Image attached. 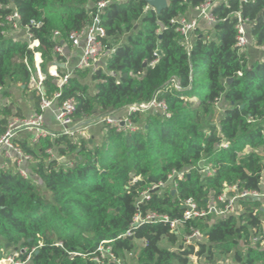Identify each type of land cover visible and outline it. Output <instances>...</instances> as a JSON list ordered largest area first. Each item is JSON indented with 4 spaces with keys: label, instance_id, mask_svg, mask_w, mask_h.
I'll use <instances>...</instances> for the list:
<instances>
[{
    "label": "trees",
    "instance_id": "obj_1",
    "mask_svg": "<svg viewBox=\"0 0 264 264\" xmlns=\"http://www.w3.org/2000/svg\"><path fill=\"white\" fill-rule=\"evenodd\" d=\"M100 1L110 3L98 10ZM207 1L215 0H169L156 14L143 0H0V89L10 82L29 89L35 67L26 31L39 42L36 51L47 74V67L66 61L53 51V33L59 32L62 44L68 45V35L91 25L97 16V25L106 33L104 44L114 52L95 71L73 68L56 104L73 99L76 124L153 99L164 102L169 114L165 118L159 112H132L127 119L135 131H118L103 122L96 144L65 136L31 145L16 142L33 165L28 179L0 169V239L8 244L6 249H26L20 257L24 261L30 254L27 264H96L92 259L98 256L97 248L110 241L117 260L137 249V264H189L193 253L211 263L231 255L234 264H264V250L250 244L252 230L264 221V214L255 213L262 207L260 200L239 201L238 215L183 223L180 235L198 229L206 236L196 252L192 246L183 250L180 235L170 233L164 222L131 226L137 214L181 220L178 201L191 199L205 209L234 185L264 191V58L252 62L237 47L234 16L239 13L248 21L249 41L264 52V0L216 2V23L209 30H194L187 48L171 21ZM13 13L20 17L21 38L5 23ZM31 21L39 25L31 26ZM58 71L63 74L64 68ZM42 87L43 92L33 90L37 111L43 96L51 99L59 91L49 75ZM218 100L224 112L215 124ZM12 116L9 107L0 108V137ZM223 139L229 143L226 149L218 148ZM49 149L59 158H77L68 160L71 166L60 164L49 159ZM206 164L214 170L210 177L200 174ZM173 172L184 173V178L174 176L169 183ZM161 183L168 186L142 199ZM129 231L132 240L123 237ZM162 240L177 249L160 247ZM134 241L142 245L136 248Z\"/></svg>",
    "mask_w": 264,
    "mask_h": 264
},
{
    "label": "built area",
    "instance_id": "obj_2",
    "mask_svg": "<svg viewBox=\"0 0 264 264\" xmlns=\"http://www.w3.org/2000/svg\"><path fill=\"white\" fill-rule=\"evenodd\" d=\"M223 0H215V1H207L200 7L194 8L191 13H193L192 17L181 16L177 19L171 21L172 24L176 25V31L181 35L184 45L189 48L190 47V36L191 33L198 29L200 23H203L208 29H211L212 26L216 23V20L212 14L213 7L216 2H221ZM110 1H100L96 3L95 8L98 10H102L109 5ZM234 16L237 19L235 30H236V45L237 47L243 49L247 47L250 43L249 37L247 34V25L248 21L242 19L239 13H235ZM19 21L20 17L17 13H13L8 16L5 20V23L11 28L13 31H19ZM98 17L94 18V21L91 25L85 27L79 32H72L67 37V44H62L61 34L59 32L53 33V41L55 42V46L53 51L66 58L65 47L70 46L73 49H80L81 54L78 58V62L75 66L76 70H91L95 71L98 68L102 67V64L105 62L107 56L114 52V49L110 50L105 44L104 40L106 39L105 30L97 25ZM31 26H38V23L33 21L30 22ZM27 29V28H26ZM24 40L27 41L28 49L34 52V67L37 69V80L34 77V74L31 76L30 81L35 83V89L39 92H43L42 82L45 80V75L40 74L41 69V55L36 50L39 47L38 40L34 39L32 35L26 31ZM60 42V44H59ZM37 57L40 59L39 65L37 62ZM67 59V58H66ZM153 65V63H152ZM65 68L67 67V60L65 63L61 65L52 64L49 68L48 75L54 78V82L57 84L59 91L55 92L51 99H46L44 96L40 100L39 111L31 115L30 117L18 120L14 119L8 122L7 129L5 134L0 137V148L5 149V157L8 159H15L16 164L18 165V173L24 179L29 178V174L21 169V165L24 162H30V156L23 153V151L13 142L15 138V132L17 130H28L33 131L35 133L36 138L34 139V143H37L38 140L43 138H56L59 136H65L67 138L74 139L77 134L80 133V128L73 119V113L75 110V102L73 99H68L61 104L57 105L56 100L60 98L61 93L60 89L62 86L68 81V79L72 75V71H65L63 74L59 75L57 72L58 67ZM218 100L215 106L219 103ZM126 116L124 117H114L113 115L106 116L103 119V122L116 127L118 131H135L137 128L134 126L128 119L127 116L136 111L144 112H159L163 114L165 118H169V114L167 113L166 106L164 102H159L156 99L151 100L148 104L140 105V106H132L129 107ZM44 112H50L53 116L56 125L58 127V132H50L44 127ZM264 121V114H263ZM229 147V143L224 139L218 143V148L226 149ZM49 156V159L57 160V157L54 156L53 150L49 149L46 152ZM201 164L203 163L200 162ZM68 166H71V162H67ZM200 173L203 176L210 177L214 174V170L210 164H206L200 170ZM176 176L180 180L184 178V173H175L168 177L169 183L172 182L173 177ZM167 184H159L152 186L151 191L158 190L163 188ZM175 187V185H174ZM150 192L143 193L142 199L148 198ZM230 192L233 195L231 197H227L226 194ZM241 200H260L262 202V207L255 213L261 212L264 214V191H249V190H240L237 185H234L230 188H227L215 201H211L205 209H199L196 203H194L191 199L178 201V207L183 210V216L181 220H172L168 216L165 215H157L155 213H149L145 217H141L140 214H137L131 226L135 223L138 225L145 222H164L169 226V232L180 235L181 227L183 223L187 221H191L194 219H206L209 215H214L216 218H222L225 216L238 215L240 213V207L238 202ZM221 205H223L221 207ZM123 237H132V234L127 232ZM180 242L182 243V249H186L189 246L194 247L195 252L198 250V244L204 243L207 241L204 233L198 229L193 230L188 235H180ZM110 241L103 242L98 248V256L92 259L96 264H108L109 262L117 263L118 260L115 258L111 251V247L108 245ZM105 244L108 246L105 247ZM251 247L258 248L259 250H264V221L261 227L258 230H252V235L250 239ZM32 249L31 252H33ZM27 253L26 249L18 250L16 249L12 256H4L0 259V264H27L30 261V254L27 255L24 261L21 260V254ZM18 258H20L18 260ZM189 264H198L201 259L193 253L188 256ZM20 262V263H19Z\"/></svg>",
    "mask_w": 264,
    "mask_h": 264
},
{
    "label": "crops",
    "instance_id": "obj_3",
    "mask_svg": "<svg viewBox=\"0 0 264 264\" xmlns=\"http://www.w3.org/2000/svg\"><path fill=\"white\" fill-rule=\"evenodd\" d=\"M65 54H66V60H67V67L65 68L64 72L68 70L69 66L71 64H73V68H75L77 62H78V58L81 54V50L80 49H73L70 46H66L65 47ZM249 57V56H248ZM40 61V59H39ZM40 74H42L41 70ZM70 71V70H68ZM34 77L37 80V69L34 72ZM16 87H19L21 89V91H24V89L22 87H20L19 85H16ZM29 89H35V83L33 82H29ZM13 87L11 84H7L4 88L0 89V108L2 107H9L11 109L12 112V117L10 118L9 121H12L14 119H18V120H23L26 119L28 117H30L31 115H33L34 113L38 112L36 110V105L35 102L33 100V95H29L27 97H23L22 95H18L13 93ZM15 99H14V98ZM26 99V100H25ZM27 101V102H26ZM24 102L27 103V105L24 107L23 104ZM23 104V105H22ZM17 107V108H16ZM17 109V110H16ZM21 112H19L20 110ZM20 113H22L19 117L16 115H19ZM122 113L127 114V111H122ZM44 127L49 130L50 132H58V127L56 125V122L53 118V116L51 115L50 112H44ZM113 115V114H112ZM116 115H118V113H116ZM114 116V115H113ZM123 114L119 117H122ZM91 128L87 125L84 126L83 129L80 130V133L78 135H80L79 138H83L85 137V135L90 132ZM36 138L35 133L33 131H28V130H17L15 132V138L13 139V142L16 144V142H26L27 144H35L34 143V139ZM92 138V135L90 137V139ZM90 144L92 143L89 142ZM18 144V143H17ZM16 144V145H17ZM5 149L4 148H0V169L3 170H11L13 172H18L19 168L18 165L16 164V160L15 159H8L7 157H5ZM54 156L57 157V160L60 164L68 162L69 159H65L62 157H58L56 151H54ZM55 160V159H54ZM33 165L32 160L30 162H24L21 165V169L25 170L29 175L31 174V167Z\"/></svg>",
    "mask_w": 264,
    "mask_h": 264
},
{
    "label": "rangeland",
    "instance_id": "obj_4",
    "mask_svg": "<svg viewBox=\"0 0 264 264\" xmlns=\"http://www.w3.org/2000/svg\"><path fill=\"white\" fill-rule=\"evenodd\" d=\"M167 2H168V4H169V0H167ZM192 15H193V13H191V12H189L186 16H188V17H192ZM199 29H201V30H209L203 23H200V26H199ZM14 34V33H13ZM13 34H11V33H8V36H10V35H13ZM16 34L18 35V37H20L21 38V36L23 35L22 34V32H20V31H17L16 32ZM243 51L249 56V59H250V61H256V60H262L263 58H264V52H263V50L262 49H260V48H258V47H255L254 45H253V43H252V41L250 40V43H249V45L247 46V47H245V48H243ZM73 64H71L70 66H69V68H68V70H72L73 69V66H72ZM49 68L50 67H47V70H46V72H47V74H45V73H43L42 71V74H44L45 75V78L47 77V75H48V71H49ZM41 70V69H40ZM59 75H61V73L60 72H57ZM84 81L85 82H87L90 86H92L93 84L91 83V82H89V78L88 77H86L85 79H84ZM8 84H11L12 85V87L14 88L13 89V93H15V94H18V95H22L23 97H27V96H29V95H33V89H28L27 91H21V89L19 88V87H16V84H13V83H8ZM14 98V97H13ZM15 99V98H14ZM26 100V99H25ZM27 102V101H26ZM26 102H24L23 104H25V105H23L24 107L27 105V103ZM224 106V104L220 101L215 107H214V112H213V122L215 123V124H217L218 123V121H219V119L221 118V116H222V114H223V112H224V110H223V107ZM17 108V107H16ZM17 110V109H16ZM18 110H20V109H18ZM19 112H21V110L19 111ZM22 113H20L19 115H18V117L21 115ZM123 114V116L122 117H124L125 115H124V113H122V111H120L119 113H118V115H116V114H113L114 115V117H116V118H118L119 116H121ZM16 117H17V115H16ZM103 117L102 116H100V115H95V116H92V117H90V118H88V119H80L79 121H77V125L80 127V128H82V127H84V126H89L90 128H91V130H90V132H88L86 135H85V137H83V138H79L80 137V135H76V137L73 139L75 142H79V140H81V139H83V140H85L86 142L87 141H89V142H91L92 141V143H98L99 141H100V137H101V135L103 134V130H102V126H103ZM91 135H92V138L90 139V137H91ZM69 160H73V161H75L76 160V158H77V155L76 154H71L69 157ZM68 158H65L66 160L68 159ZM201 175H203L202 173H200ZM37 183L40 185V182L39 181H37ZM166 186H168V185H165V187ZM173 188H174V186H172ZM164 188V187H163ZM169 188H171V187H169ZM40 190L41 191H43L41 188H40ZM226 196L227 197H231L232 195L231 194H226ZM208 217H210L211 219H214V218H216V216H214V215H209ZM134 243V245L136 246V248L137 247H139V246H141L142 245V242L141 241H134L133 242ZM160 247H162V248H167V249H171V250H176L177 249V245L176 246H174V247H171L167 242H166V240H162L161 242H160ZM6 248H8V245H4V243H3V240H1L0 239V253H2V256H1V258H3L4 256H12V254L15 252V249H6ZM137 249H135L134 251H132V252H125L123 255H122V257L120 258L119 257V259H118V264H137ZM0 258V259H1ZM217 258V257H216ZM20 258H18V260H19ZM20 263V262H19ZM198 264H234V260H233V258L231 257V255H229V256H225V257H220L219 259H216V261L214 262V263H211V262H206L205 260H201Z\"/></svg>",
    "mask_w": 264,
    "mask_h": 264
},
{
    "label": "water",
    "instance_id": "obj_5",
    "mask_svg": "<svg viewBox=\"0 0 264 264\" xmlns=\"http://www.w3.org/2000/svg\"><path fill=\"white\" fill-rule=\"evenodd\" d=\"M147 5L148 7H150L151 9H153L156 14H160L162 10H165L167 7H168V2L167 0H143ZM156 55L158 57L161 56V52L158 50L156 51ZM63 67V66H62ZM156 190L154 191H151L150 193H153L155 192ZM138 224L135 223L133 225V227H136ZM151 236H147L146 237V240L149 239ZM129 240H132V237H129L128 238ZM8 245V244H7Z\"/></svg>",
    "mask_w": 264,
    "mask_h": 264
}]
</instances>
